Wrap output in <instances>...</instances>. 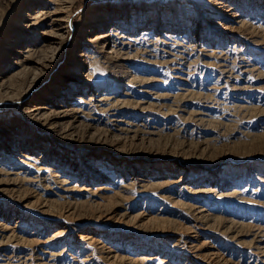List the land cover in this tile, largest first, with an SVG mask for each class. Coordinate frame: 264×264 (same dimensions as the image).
<instances>
[{
    "label": "rangeland",
    "instance_id": "374dc122",
    "mask_svg": "<svg viewBox=\"0 0 264 264\" xmlns=\"http://www.w3.org/2000/svg\"><path fill=\"white\" fill-rule=\"evenodd\" d=\"M71 1L72 23L64 45L32 54L36 60L54 58L34 89L43 90L55 78L78 24L114 6L111 21L126 19L122 28L130 25L136 34L133 40L116 39L119 54L92 53L97 78L91 81L121 95L120 102L102 109L86 106L84 117L62 135L61 146L55 142L42 147L37 140L35 153L43 169L18 165L24 179H32L17 178L14 194L4 191L9 185L2 182L0 219L7 217L2 220L10 227L18 223L21 233L9 237L0 227V264H264V31L221 32L209 24L208 13L214 10L206 0ZM227 2L241 10L249 6L250 24L264 27V12L257 10L264 0ZM8 10V1L0 0V18ZM141 22L149 23L150 34H140ZM210 49L217 52L207 55ZM30 78L21 74L0 88V123H8V117L19 119L15 135L23 137V148L39 122L20 118L13 109L34 93L20 95ZM107 152L136 156L146 186L132 182L135 173L124 161L114 172L113 163L102 160ZM95 171L103 177L97 178ZM169 172L183 177L191 188L197 183L205 188L216 185L220 196H195L176 188L168 182L174 178ZM189 205L204 208L208 219H199ZM195 228L199 238L194 244L199 248L191 252L184 242ZM142 250L146 253L139 255ZM141 256L158 260L141 261Z\"/></svg>",
    "mask_w": 264,
    "mask_h": 264
},
{
    "label": "bare ground",
    "instance_id": "6f19581e",
    "mask_svg": "<svg viewBox=\"0 0 264 264\" xmlns=\"http://www.w3.org/2000/svg\"><path fill=\"white\" fill-rule=\"evenodd\" d=\"M6 1H8L9 10L7 13L3 12L1 15V18H0V88L2 90V88L7 85L8 81L10 79L16 77V76H19L21 74H26V73L30 74L31 75L30 84L29 83H28L29 85L27 84L28 85L27 88L24 91H22V93H20V95L22 94L24 96L23 98H26L32 91H34V93L31 94L32 96L29 97V100H27L25 103L20 104L18 107H15L14 109L10 108L8 110H10V112H11V110L13 109V111H15V113L20 118H26L27 120H31V121L33 120V121L39 122L38 124H36L35 128L33 129L31 139L28 142L26 148H23V144H21L23 142V137L15 135V133H16L15 131L19 130L18 128H15V125L19 126V121H18L19 119L16 120L15 118L12 119L11 117H8V121H9V122L7 121L8 123H6V122L5 123L2 122V124L0 123V177H2V176L4 177V178H0V185L5 183L4 180L6 182L8 181V184L7 183L6 184L9 185V186L4 187L6 189H4L3 187H0V190H3V189H4V191L9 190V192L11 193V192H14L15 189L17 190V188H15V186L19 187V185H16L18 182L17 181H16L17 183L14 182L15 180H17V178H18V180H19V178H21L20 181H22V180L23 181H26V180L30 181L32 179V178L31 179L30 178L24 179V177H23L24 174L19 169L20 167H17L18 165L19 166L31 165V166H33V168L35 166L37 169H40V170L43 169V167L39 166L40 158H38L36 156V153H35V151H36L35 148L37 147L36 145L38 143L37 140L42 143V147H46L47 143H48V145L49 144L53 145L55 142L60 144V146H61V143H65L63 138H62V135H64L66 133V131L70 130L73 124L78 123L79 120L84 117V115L86 114L84 111V108H86V106L90 105V106H95V107H99L100 109H102L101 106H103L105 104H108V105L111 104V106H112V105H114L113 102H115V106H116L117 105L116 101L120 102V100L118 98H120L121 95L117 96L115 91L110 92L106 87L91 81V79L97 78V76H95L96 71H97V67H95L96 66L95 65L96 59L94 58L95 56H93V54L94 53H100V54L103 53V54H105V56H108V57L113 56L114 53L117 54L118 52H115L116 50L114 49L115 48L114 44H115L116 39L133 40V38L135 37V34H136L134 32L136 30L134 31V29H130V25H127V29L124 30L122 28V26L126 25L128 23V21H125L126 19L124 20L122 17H121L122 19L116 17L117 19H114L113 21H111L110 16H112V13L114 12V10H112V9H114L113 8L114 6L113 7L107 6V8L102 9V12H100V13L95 12L93 14H89L86 17V19H83L78 24L79 27L77 30L76 37L74 38L73 43H72L71 47L69 48V52H68L66 59L63 61L61 67L56 71L55 78L51 79L50 80L51 82L49 83V85L46 86L43 90L37 92L34 89V82H36V80L44 73V70L46 71L47 69L52 67L54 58L53 57H44L43 59L36 60L33 58L32 54L34 52L40 50V49H45V48L46 49L47 48L48 49H50V48L55 49V48H59L62 45H64L66 38L69 35V27L71 26V23H72L71 22V19H72L71 18V7H72L73 2L71 0H3V3H5ZM23 2H26V4L24 5ZM206 2H209L210 7L214 10L212 13H208L209 17H207V18L210 19L209 24L217 27L221 32L231 34V35H238V33H242L244 31L251 32L252 29L264 31V27L260 23L256 24V26H254V24H250L249 19H250L251 13H250V9H249L250 7L249 6L247 7V10H244V9L241 10L240 9L241 7L239 9H237L236 8L237 6H234L230 2H227V0H206ZM258 7L259 8L257 10H261L260 14H262V12H264V9H263L264 5L263 6L261 5ZM252 13H254V12H252ZM262 16H263L262 19H264V13L262 14ZM219 18H221V19H219ZM132 24H135V22L133 21ZM148 24L147 23L143 24L142 22L140 23V28H141L140 34H144V35L150 34V32H148V31H149V29H152V28L148 27L147 26ZM5 30H8V33L6 35H5V33H6ZM3 34H4V36H3ZM164 35L168 36L169 34L167 32H165ZM135 39H137V38H135ZM156 41H158V40H156ZM125 42L126 41L121 42V43H125ZM215 52H217V50L215 51L214 49H210L208 52L209 54L207 53V55H212ZM134 55H135V53H134ZM93 59H95V60H93ZM114 61L115 60H113V62ZM118 66H121V64L118 63ZM188 93H189V91H188ZM131 102H132V100H131ZM121 104L123 105L124 103L121 102L120 105ZM111 106H110V108H111ZM100 112H102V111L100 110ZM103 112H104V110H103ZM5 113H6V116H10L9 112L5 111ZM112 114H113V112H112ZM94 119H96V118H94ZM126 125H127V123H126ZM98 128H100V127H98ZM122 131H123V129H122ZM127 132H128V130H127ZM70 138H74V137L70 136ZM74 139L71 142H73ZM88 149L90 150L91 147H89ZM91 150H93V149H91ZM61 153H64V152L62 151ZM66 154H69V153H66ZM109 155H111L110 157H112L113 159L116 158L115 161L111 160L112 158H110ZM114 155H115V157L112 156L111 152L110 153L107 152V153L103 154L102 160L107 161L106 165L113 163L114 172H116L118 170L117 163H119V161H124V162L128 163L130 168L132 167L133 168L132 170L135 173V175H134L135 177L133 178L132 182L133 183H142V185H144V187H145L146 186V184H144L145 173L142 171V169L138 168L140 166L139 165L140 161L136 159L137 157L132 156V155H128L127 158H122L120 155H116V153ZM146 161L153 163L152 160H146ZM47 170L48 169H45V171H47ZM137 170L140 172H137ZM95 172H97V171H95ZM173 174L174 173H170V172L168 173L169 177H171V176L174 177ZM96 175H97L96 176L97 178L100 177V175H101L100 171H98L96 173ZM55 176H56V174H55ZM32 177H33V175H32ZM101 177H103V176L101 175ZM212 180L213 179H211V181ZM32 181H35V180H32ZM2 182H4V183H2ZM168 182L175 185L176 188H182L183 187V189H186L189 194L195 195V196L203 195L205 192H206L205 194L210 192L212 194V196L217 195V193L219 194L218 189L214 188L216 185L214 187L209 186V187L205 188L204 186H197L199 184V183H197L196 187L191 188L188 185L184 184V178L183 177H179V178L174 177V178H171V180ZM65 184H66V181H65ZM45 185L47 186V184H45ZM128 185H130V182L128 183ZM182 185H184V186H182ZM212 185H214V184H212ZM40 186H41V184H40ZM74 186L75 185H73V187ZM124 186H126L128 189L127 185H124ZM218 186H217V188H219ZM49 187H52V186H49ZM70 187H72V186H70ZM105 187L106 186H100L99 189H101V188L104 189ZM131 187H133V185ZM66 188L65 189L61 188V189L66 190ZM72 189L73 188H70L67 191L72 190ZM74 189H76V188H74ZM95 189L96 188H94V190ZM76 190H78V189H76ZM81 190L87 191V190H89V188L82 187ZM19 191H22V190H19ZM11 194H14V193H11ZM115 194L116 193H114V195ZM32 195H34V194H32ZM116 195H117V197L119 196V198H120V194H118V192ZM217 196H220V194ZM121 197H123V196H121ZM21 198H23V197H21ZM167 198H168V196H167ZM208 198H210V197H208ZM171 199H172V197H171ZM121 201H122V199H121ZM50 202L52 203L51 199H50ZM40 203H41V200H40ZM47 203H48V206H51V204L49 205V202H47ZM183 204H187V203H183ZM52 205H53V203H52ZM38 207H40V206H38ZM185 207H186V205H185ZM189 207H190L189 211H190V209L192 211H194L195 216H197L199 219L200 218L202 220L208 219V217L206 216L208 213L207 214L203 213L204 208L203 209L197 208L196 206L193 207L191 205H189ZM1 211L2 210L0 208V212ZM43 211L44 210H42V212ZM122 215H123V212H122ZM125 215H126V213H125ZM1 218L3 220H7V217H5V218L1 217ZM2 219H0V227L2 226L1 227V229H3L2 231L6 232L9 237H10V235L16 234V232H18L17 229H20V228H17L18 223H15V225L10 227L7 224H5V222ZM193 220H195V219L193 218ZM196 228L193 230L191 229V231H188L189 229L188 230L186 229V231L189 232V235L186 237L187 241L184 242V245L188 244V248H189V250H191V252H194V250L196 251L199 248L198 245L197 246L195 245L196 243L194 244V241L197 238H199L198 230ZM206 228H208V227L206 226ZM259 228H258V230H259ZM200 229H201V227H200ZM18 233H21V232L19 231ZM254 234H256V233H254ZM82 236L83 235H81V238H82ZM256 236H258V234ZM51 237H52V235H51ZM54 237H56V236H54ZM49 238L50 237H48V239ZM86 238L90 239V237H86ZM10 239H12V237ZM36 239H37V241L39 240L38 238H36ZM46 239H44V240L47 242L48 240H46ZM5 240H7V238ZM16 240H17V238H16ZM32 240H35V239H32ZM32 240H30V241H32ZM50 240H51V238H50ZM0 241L4 242L1 240V238H0ZM17 241H19V240H17ZM1 242H0V244H1ZM25 242H29V241H25ZM35 242H36V240H35ZM250 243H251V241H250ZM18 244H19V242H18ZM199 246H201V245L199 244ZM201 247H203V245ZM188 248H186V249H188ZM46 252H48V251H46ZM143 252H145V251L142 250V251H138L137 253L140 255V254H143ZM214 252H213V254L216 255ZM51 254H53V252ZM51 254H49V255H51ZM58 254H59V252H58ZM261 254L264 255V252H262ZM74 257L75 256H73V258ZM140 258H141V261H142V259H143V261L145 259H147L150 262H152L154 260H158L157 257H153V256H141ZM83 259H85V258H83ZM75 260H77V259H75Z\"/></svg>",
    "mask_w": 264,
    "mask_h": 264
}]
</instances>
